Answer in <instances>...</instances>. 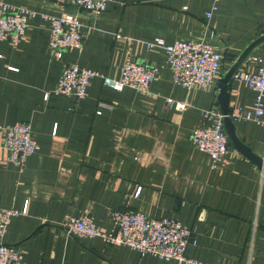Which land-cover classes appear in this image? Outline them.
<instances>
[{
	"label": "crops",
	"instance_id": "0c3cea01",
	"mask_svg": "<svg viewBox=\"0 0 264 264\" xmlns=\"http://www.w3.org/2000/svg\"><path fill=\"white\" fill-rule=\"evenodd\" d=\"M1 1L32 11L21 40L0 39V129L28 123L39 146L19 168L6 160L0 131V208L26 206L1 240L22 250L21 264H184L77 237L62 226L86 214L108 230L119 209L190 226L195 243L185 255L203 264H264L263 171L231 144L211 168L190 141L202 124L200 110H219V88L174 84L164 49L146 48L155 37L210 41L223 56L218 80L264 36V0H110L99 14L70 0ZM64 12L78 16L83 45L56 57L40 15ZM257 55L264 56V39L235 71L254 72ZM127 59L157 68L147 92L115 91L93 77L83 98L53 93L64 65L119 78ZM227 94L231 111L252 107L254 91L242 81L230 78ZM262 121L233 124L238 139L264 160V113Z\"/></svg>",
	"mask_w": 264,
	"mask_h": 264
},
{
	"label": "built area",
	"instance_id": "2783aa9c",
	"mask_svg": "<svg viewBox=\"0 0 264 264\" xmlns=\"http://www.w3.org/2000/svg\"><path fill=\"white\" fill-rule=\"evenodd\" d=\"M110 0H70L75 7L93 14L104 11ZM216 9L213 4L205 12L209 18ZM32 11L16 8L0 0V39L17 42L22 39L27 25V16ZM41 18L49 22L48 47L56 57H61L66 50H81L82 36L79 32L80 21L76 14L64 12L58 16L42 13ZM211 33L210 38L215 36ZM119 37V35H116ZM209 38V39H210ZM161 47L165 51L166 65L171 71L174 84L187 89L211 88L222 71V54L205 39H174L166 43L155 37L146 43V48ZM254 72L234 71L231 78L242 81L254 91L251 108H238L229 112L232 122L239 120L263 123L264 113V56H254ZM155 66L127 59L120 67L119 78L109 77L104 73L77 65H64L57 77L53 93L72 95L76 98L86 96L87 85L91 78L99 77L103 85L121 91L125 87L138 92H147L150 83L157 78ZM175 109L183 110L185 103L167 100ZM100 106H107L100 102ZM99 113V111L97 112ZM202 124L190 134V141L198 150L210 157V167L228 152V138L223 125L224 115L217 109L200 110ZM2 144L7 150L6 160L22 168L27 157L38 148L32 137L28 123L17 122L0 129ZM139 191V190H138ZM137 191V192H138ZM26 213V206L21 210L0 208V264H21L22 250L2 242L7 226L12 217ZM111 227L108 230L97 225L89 215L69 217L62 226L77 237H97L108 245L127 246L143 256L150 254L160 259H173L184 264H203L185 255L188 245H193L194 230L176 219L169 217L153 218L138 210L119 209L110 214Z\"/></svg>",
	"mask_w": 264,
	"mask_h": 264
},
{
	"label": "water",
	"instance_id": "95a60500",
	"mask_svg": "<svg viewBox=\"0 0 264 264\" xmlns=\"http://www.w3.org/2000/svg\"><path fill=\"white\" fill-rule=\"evenodd\" d=\"M264 39V36L259 39L253 41L237 58L234 64L230 67V69L224 74V76L217 80L216 87L219 88V93L217 94L216 100L219 105L220 112L224 115L223 117V125L225 132L227 134V142L234 146L240 153H242L245 157H247L256 167L261 169L264 173V160L254 154L251 149L242 143L235 134L234 124L230 117H228L231 109L228 107V94H227V86L228 82L231 78L232 73L237 69L240 63L246 58V56L250 53L252 48L256 46L259 42Z\"/></svg>",
	"mask_w": 264,
	"mask_h": 264
}]
</instances>
